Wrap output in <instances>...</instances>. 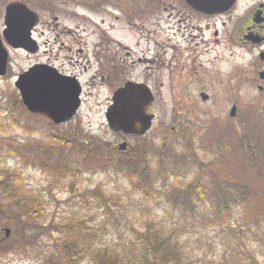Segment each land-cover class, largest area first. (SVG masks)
<instances>
[{
  "label": "rangeland",
  "instance_id": "374dc122",
  "mask_svg": "<svg viewBox=\"0 0 264 264\" xmlns=\"http://www.w3.org/2000/svg\"><path fill=\"white\" fill-rule=\"evenodd\" d=\"M153 22L149 34L162 42L161 48L155 46V51L147 54L148 57L155 55V60L135 64L132 74H123L122 80L114 82L112 86H107L100 80L94 85L86 84L80 108L70 120L60 125L53 126L46 118L26 111L14 81L34 60V56L19 51L11 53L8 72L0 77V177L20 174L29 192L35 196H47L44 189H48L50 177L36 167L26 166L17 152L28 159L31 153L28 149L31 150L34 145L35 148L51 146L53 136L70 139L71 146L75 142L81 144L95 141L102 156L106 154V143H110L113 154L121 141H125L127 148L131 149L145 145L149 161L153 162L152 157L159 158L163 155L164 164L169 152L174 157L184 153L186 144L210 148L209 150L219 144L223 149L218 165L212 171L224 184L238 182L247 186L253 206L247 213L237 209L230 216V224L223 227L206 230L198 228L185 233L183 237L186 247L193 251L197 260L205 257L218 260L224 253H240L244 248L249 250L247 253L254 255L253 264H264V82L254 72L257 60L253 54L237 48L234 49V56L225 52L224 59L227 58V61L222 60L223 52L220 48L221 58L216 63L219 67L216 74L213 72L208 75L212 77H200L195 85L186 87L189 89L188 94L182 93L178 88L184 87L187 80L180 77L172 79L170 71L166 69V14L154 17ZM146 33V30H142V34ZM135 35L133 32H123L121 39L132 45L136 41ZM134 54L131 52L132 56ZM204 71L205 69H201V72ZM86 79L87 76H83L81 82H89ZM126 80L142 81L151 89L154 101L150 104L148 113L154 115V121L143 136H123L120 139L116 131L109 129L104 113L113 91ZM257 86H261L262 90ZM199 91L207 94V99L202 100ZM233 104L236 105V114L231 117L229 110ZM225 144H229L231 149L236 145L242 147L239 152L228 151L224 148ZM10 148L15 149L16 153L10 154ZM69 148L65 154L70 152L73 156V147ZM200 154L201 151L199 157ZM173 166L174 164L171 165ZM77 169V179L70 175L65 188L55 189L53 197L59 204L47 197L51 206L47 212L54 213L53 217L59 219L62 211L74 208V199L78 200L79 193L85 190L99 188L105 195H111L113 202H109L110 211L107 214H103V209L92 212L80 210L86 212L82 218L87 222L86 229L96 230L100 244L119 243L131 228L140 227L144 222L152 225L174 222L173 218L176 216L166 212L168 200L165 193L153 194L144 201L128 180L115 170L86 172L80 164ZM190 172L182 167L179 173L184 177L179 178V182L183 185L189 183ZM159 178L163 179L161 182L165 186L178 184L172 178L166 180L162 173H159ZM11 212L9 209L8 213ZM22 247L16 254L4 257L3 264H41L55 250L54 236L39 233L34 243ZM86 264L90 262L87 260Z\"/></svg>",
  "mask_w": 264,
  "mask_h": 264
},
{
  "label": "flooded vegetation",
  "instance_id": "af4514ba",
  "mask_svg": "<svg viewBox=\"0 0 264 264\" xmlns=\"http://www.w3.org/2000/svg\"><path fill=\"white\" fill-rule=\"evenodd\" d=\"M163 13L166 69L172 79L187 80L178 91L188 94L187 86L216 74L220 48L226 61L224 53L234 56L235 48L253 54L257 60L254 72L264 82V0H0V52L7 53L5 73L11 53L19 51L34 56L20 74L37 65L57 76L76 79L81 97L85 85L97 84V80L112 86L123 74H132L135 64L155 60V55L147 54L155 46L161 48L162 42L150 36V27L154 17ZM123 32L136 34V41L125 43ZM83 76L89 82H81ZM12 204L15 202L0 200V206ZM26 229L18 219L0 213V264L4 257L32 244L24 238Z\"/></svg>",
  "mask_w": 264,
  "mask_h": 264
},
{
  "label": "trees",
  "instance_id": "16d2710c",
  "mask_svg": "<svg viewBox=\"0 0 264 264\" xmlns=\"http://www.w3.org/2000/svg\"><path fill=\"white\" fill-rule=\"evenodd\" d=\"M52 138L51 146L35 148L34 145L31 150L28 149L31 152L28 159H25L21 152H17L26 166L36 167L50 177L48 189H44L47 196L38 194L35 196L29 192L20 174L0 177V199L15 202L9 206H0L2 216L18 219L25 225L27 229L24 238L33 243L39 233H50L54 236L55 250L51 252L52 256L45 258L41 264H86L87 260L90 264H253L255 262L254 255L247 253L249 250L244 248L240 253L235 251L224 253L218 260L212 257L197 260L196 255L186 247L184 241L185 233L198 228L206 230L211 227H223L230 224V216L237 209L247 213L253 206L251 192L247 186L238 182L224 184L212 171L218 165L223 149L219 144L214 145L211 150L186 144L184 153L174 157V154L169 152L164 164L163 155L159 158L152 157L153 162H150L145 145L132 149L129 147L125 151L116 148L117 151L113 154L110 143H106L104 146L106 154L102 156L95 141L81 144L75 142L71 146L68 138L63 139L59 136ZM68 147L69 149L73 147V156L70 152L68 155L65 154ZM241 147L236 145L231 149L229 144L224 145L226 150L236 152H239ZM9 151L10 154L16 153L13 148ZM199 151H201L200 157ZM78 164L86 172L92 173L115 170L128 180L144 201L153 194L165 193L168 200L166 212L176 216L173 218L174 222L169 224L159 222L155 225L144 222L140 227L131 228L121 242L100 244L96 230L86 229L87 222L82 219L87 211L103 209V214L110 211L109 202H113V197L105 195L99 188L80 192L79 199H74V208L62 211V215L56 219L53 217L54 213L47 212L51 207L47 197L58 203L53 197L55 189L65 188L70 175L77 179ZM182 167L191 171L189 183L186 185L179 182L181 180L179 178L184 177L179 173ZM159 173H162L166 180L172 178L178 184L165 186L164 182H161L163 179L159 178ZM66 187L68 188L67 184ZM67 191L70 192L69 189ZM44 200L46 201L41 203ZM9 209L12 210L11 213H8ZM29 228L36 233L34 237H30Z\"/></svg>",
  "mask_w": 264,
  "mask_h": 264
},
{
  "label": "water",
  "instance_id": "95a60500",
  "mask_svg": "<svg viewBox=\"0 0 264 264\" xmlns=\"http://www.w3.org/2000/svg\"><path fill=\"white\" fill-rule=\"evenodd\" d=\"M6 64V51L0 52V76L5 74ZM14 86L29 112L42 115L54 124L72 118L81 103V86L76 79L57 76L52 70L37 65L18 75ZM201 98L205 100L207 95L202 94ZM153 100L154 95L146 84L125 81L113 91L111 103L104 113L108 127L127 135L146 133L154 119V115L147 112ZM235 113L236 106L233 104L229 115L233 117ZM126 146L127 143L122 141L118 149L123 151Z\"/></svg>",
  "mask_w": 264,
  "mask_h": 264
},
{
  "label": "bare ground",
  "instance_id": "6f19581e",
  "mask_svg": "<svg viewBox=\"0 0 264 264\" xmlns=\"http://www.w3.org/2000/svg\"><path fill=\"white\" fill-rule=\"evenodd\" d=\"M143 63H145V62L143 61ZM147 67H149V66H147ZM53 126H55V125H53ZM109 129H110V128H109ZM110 130H112V129H110ZM113 131H114V130H113ZM144 134H145V133H144ZM144 134L139 135L138 137H141V136H143ZM0 200H4V199H0ZM29 230L31 231V228H29ZM33 233H35V232H33V231H32V233L29 232L30 237L32 236ZM35 234H36V233H35ZM34 236H35V235H33L32 237H34ZM35 241H36V240H35Z\"/></svg>",
  "mask_w": 264,
  "mask_h": 264
}]
</instances>
